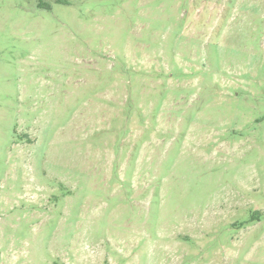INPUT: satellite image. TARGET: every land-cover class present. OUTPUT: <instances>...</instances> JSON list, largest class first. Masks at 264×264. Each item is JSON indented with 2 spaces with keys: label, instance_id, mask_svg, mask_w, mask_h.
Listing matches in <instances>:
<instances>
[{
  "label": "rangeland",
  "instance_id": "rangeland-1",
  "mask_svg": "<svg viewBox=\"0 0 264 264\" xmlns=\"http://www.w3.org/2000/svg\"><path fill=\"white\" fill-rule=\"evenodd\" d=\"M0 264H264V0H0Z\"/></svg>",
  "mask_w": 264,
  "mask_h": 264
},
{
  "label": "trees",
  "instance_id": "trees-1",
  "mask_svg": "<svg viewBox=\"0 0 264 264\" xmlns=\"http://www.w3.org/2000/svg\"><path fill=\"white\" fill-rule=\"evenodd\" d=\"M256 213V212H255ZM250 220L253 221L254 220V216H250Z\"/></svg>",
  "mask_w": 264,
  "mask_h": 264
}]
</instances>
